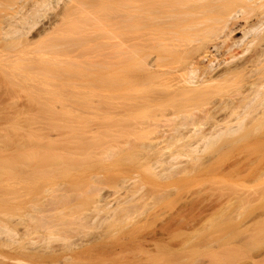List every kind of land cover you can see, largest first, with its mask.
Segmentation results:
<instances>
[{"label":"rangeland","instance_id":"1","mask_svg":"<svg viewBox=\"0 0 264 264\" xmlns=\"http://www.w3.org/2000/svg\"><path fill=\"white\" fill-rule=\"evenodd\" d=\"M38 29L27 38L41 45L51 37L36 39ZM74 51L50 57L84 61ZM14 61L0 85V126H11L0 144V226L11 232L0 234V264H242L264 253V114L150 118L136 94L123 104L127 85L109 65Z\"/></svg>","mask_w":264,"mask_h":264},{"label":"bare ground","instance_id":"2","mask_svg":"<svg viewBox=\"0 0 264 264\" xmlns=\"http://www.w3.org/2000/svg\"><path fill=\"white\" fill-rule=\"evenodd\" d=\"M14 1L0 0V85L8 82L15 59L20 63L18 69L72 68L80 60L69 59L71 63L63 57L76 50L73 57L79 56L77 51L85 53L82 64L93 65L97 60L104 67L109 65L102 68L116 70L115 80L116 73H121L117 81L127 85L121 97H128L123 104L130 106L134 100V107L150 118L169 121L196 115L211 119L213 115L214 119L217 115L239 121L264 114V0H18L17 5ZM36 26V39L51 37L38 40L41 45L29 36ZM104 49L108 52L102 55ZM95 50L105 62L99 55L95 58ZM51 52L63 57H50ZM91 53L95 61L86 57ZM81 63L80 67L86 66ZM112 73L106 74V80L112 79ZM112 80L111 89H120ZM131 92L132 97L136 94L132 100ZM124 107L123 112L129 110ZM137 109L133 111L136 115ZM134 113L127 118L125 112L128 125ZM137 119L134 122L140 129ZM7 124L0 126L2 145L8 142L6 131L11 126ZM230 127L228 131H233ZM217 132L214 136L223 133ZM209 134L204 136L212 139ZM202 139L206 144V138ZM4 227L0 226V234L10 232ZM242 264H264V253Z\"/></svg>","mask_w":264,"mask_h":264}]
</instances>
